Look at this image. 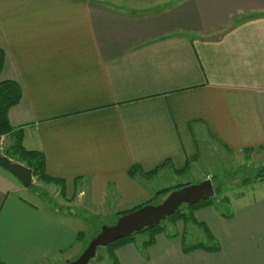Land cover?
Instances as JSON below:
<instances>
[{
	"label": "crops",
	"instance_id": "obj_1",
	"mask_svg": "<svg viewBox=\"0 0 264 264\" xmlns=\"http://www.w3.org/2000/svg\"><path fill=\"white\" fill-rule=\"evenodd\" d=\"M0 46V81L23 89L10 123L65 181L67 204L140 201L149 188L130 169L178 174L201 136L264 157V0H0ZM23 188L0 167V260L77 259L82 217L43 208ZM206 209L195 216L219 249L185 250L166 232L119 247V263L264 264V196L230 217L214 209L212 222Z\"/></svg>",
	"mask_w": 264,
	"mask_h": 264
},
{
	"label": "rangeland",
	"instance_id": "obj_2",
	"mask_svg": "<svg viewBox=\"0 0 264 264\" xmlns=\"http://www.w3.org/2000/svg\"><path fill=\"white\" fill-rule=\"evenodd\" d=\"M7 143L8 138L6 137L4 138L3 145L0 140V153H4V147ZM198 146L200 149L198 156L191 159L188 169L183 172L175 174L171 170H167L164 171L165 173L162 172L161 175H158L160 170H155L149 174L137 173L136 176H131L129 174L149 188V194L140 201L137 200L134 204L116 206L115 202V205L108 206L107 208H95L89 205L81 208L77 202L72 200L71 203H68L70 205H68L65 202L66 194L63 195L61 193L60 187H58L59 189H55L52 187L53 185L50 186L49 184L35 181V178L34 182L36 185L23 188L21 193L25 198L37 203L43 208H51L52 210L59 211V207H61L63 209L60 211H65L67 214L73 212L76 215H80L83 219L85 229H87L85 230L86 234L83 239L84 244H87V246L94 237L95 232L100 231L104 225H112L117 222L121 216L120 212L147 200H151V202L147 204H159L172 190L185 186L188 183L197 184L207 178H211L214 185L221 188L220 192L216 194L219 201L218 207L204 206L198 208H213L206 209L208 211L207 215L205 213L203 214V217L210 221V214L214 209L217 210L219 214H221V212L233 213V211L240 209L245 203H253L264 196V180L259 179L261 177L258 176L264 169L263 156L260 157L251 153L247 157H237L229 153L217 142L211 141L206 137L202 138V136L198 141ZM246 178H249V180L245 181ZM169 186L172 188L171 191L158 194L159 190ZM87 196L88 193L86 191L84 195L85 202H88L86 199ZM198 209H196V211ZM164 224L167 226V234H175L177 232L175 236L186 237L185 242L188 244L196 242L198 238L206 241L202 233V228L192 221L184 222V220L178 219L173 222L168 220ZM219 231H223V224L220 225ZM160 233L166 234V232ZM145 236L146 235L143 234L139 235L136 242L142 241ZM100 253L103 255L102 259L107 261L108 264H113L107 251L103 247L99 248L98 254ZM62 257L63 256H60V259L57 260L46 261L44 264H65L66 261L63 260ZM74 260L76 259L74 258L71 261ZM101 260L95 257L90 264H99ZM100 264H104V262Z\"/></svg>",
	"mask_w": 264,
	"mask_h": 264
},
{
	"label": "trees",
	"instance_id": "obj_3",
	"mask_svg": "<svg viewBox=\"0 0 264 264\" xmlns=\"http://www.w3.org/2000/svg\"><path fill=\"white\" fill-rule=\"evenodd\" d=\"M6 61V51L3 47L0 46V74L3 71V68L5 66ZM23 96V89L21 84L15 80V79H4L0 81V139L1 137L5 136L8 138V143L4 147V154H6L8 157H10L13 161L22 163L26 165L27 167L31 168L33 170V175L35 178V181H39L46 184H55L58 187H60L61 193L64 195L66 193V185L65 181L59 178L52 177L48 174L46 169V157L45 154L42 151L35 150V149H27L23 144L24 139V131L22 127L16 128L11 125L10 119H9V111L10 109L16 105ZM189 160L186 165V169L189 167ZM184 170V171H185ZM260 174H258L259 179L264 180V169L262 170ZM183 172V171H182ZM137 173H145L139 166H134L130 169L129 174L131 176H136ZM249 180V178H246L245 181ZM213 181V180H212ZM189 184V183H188ZM36 185L34 182L31 186ZM187 185V184H186ZM30 186V187H31ZM172 188L164 187L162 190H159L158 194L161 193H168L171 191ZM221 188L219 186H215V194L210 197L209 199H206L204 201H201L196 204L182 206L178 211H176L174 214L169 215L167 218H165L163 221H161L159 224L152 226V227H146L141 232L133 233L129 236H126L122 239H118L112 243H110L107 246H102L108 253V256L111 258V261L113 264H120L118 261V258L116 256V250L128 243L136 242L137 237L141 234L146 235L144 238V241L142 242L144 246H150L155 243L156 236L160 232H167V226L164 224L166 221H177L178 219L184 220V222H194L197 224L200 228H202V233L204 234L206 241L204 239H199L194 243H186V237H183V246L185 250H190L194 248H204V249H210V250H217L220 248V244L213 235L211 229L205 222L199 221L196 216L195 212L196 209L204 207V206H214L218 207V198L217 195L220 192ZM157 195V194H156ZM151 200H147L143 203H139L134 205L133 207L124 210L121 213H129L131 211L136 210L137 208H140L141 206L150 203ZM189 209V210H188ZM218 209V208H217ZM223 216L230 217L233 215L232 212H221ZM101 231V230H100ZM100 231L95 233L97 235ZM204 231V232H203ZM86 232L85 230H82L79 232V238L81 240L84 239ZM177 234V232H176ZM176 234H169V236H175ZM94 235V236H95ZM99 247V248H102ZM99 248L97 250V254L95 257L97 259H102L103 255L100 253L98 254ZM98 255V256H97ZM94 257V258H95ZM92 258V259H94ZM90 260V262L92 261ZM68 264L71 262V260H65ZM89 262V264H90ZM0 264H6L3 261L0 260Z\"/></svg>",
	"mask_w": 264,
	"mask_h": 264
},
{
	"label": "water",
	"instance_id": "obj_4",
	"mask_svg": "<svg viewBox=\"0 0 264 264\" xmlns=\"http://www.w3.org/2000/svg\"><path fill=\"white\" fill-rule=\"evenodd\" d=\"M0 167L17 177L25 187L34 183L33 170L26 165L13 161L4 153H0ZM215 194V185L211 178L197 184H187L172 190L159 204H146L134 211L119 217L116 223L104 225L95 235L82 254L68 264H89L97 254L99 247L122 239L146 227L159 224L169 215L174 214L183 205H192L209 199Z\"/></svg>",
	"mask_w": 264,
	"mask_h": 264
},
{
	"label": "built area",
	"instance_id": "obj_5",
	"mask_svg": "<svg viewBox=\"0 0 264 264\" xmlns=\"http://www.w3.org/2000/svg\"><path fill=\"white\" fill-rule=\"evenodd\" d=\"M4 138H5V136H3V137H1V144L3 145V142H4Z\"/></svg>",
	"mask_w": 264,
	"mask_h": 264
}]
</instances>
